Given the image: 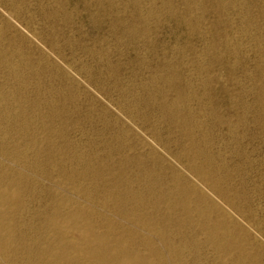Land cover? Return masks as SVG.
Wrapping results in <instances>:
<instances>
[{
    "label": "rangeland",
    "instance_id": "obj_1",
    "mask_svg": "<svg viewBox=\"0 0 264 264\" xmlns=\"http://www.w3.org/2000/svg\"><path fill=\"white\" fill-rule=\"evenodd\" d=\"M88 227L264 264V0H0V264H102Z\"/></svg>",
    "mask_w": 264,
    "mask_h": 264
},
{
    "label": "bare ground",
    "instance_id": "obj_2",
    "mask_svg": "<svg viewBox=\"0 0 264 264\" xmlns=\"http://www.w3.org/2000/svg\"><path fill=\"white\" fill-rule=\"evenodd\" d=\"M12 198H18V196H19V193H17V192H13L12 194ZM78 214V213H77ZM69 218V217H68ZM81 219V218H80ZM65 220V219H64ZM74 220H76V219H74ZM73 220V221H74ZM90 227H88V229H86V230H83V232H82V234H83V237H84V239H85V241H86V243H87V248L85 249V250H83V252H86V253H88L89 255H91V257L93 256V258H97L98 260H100L101 261V263L103 262V263H105V264H125V262H128V261H131L132 262V260L130 259V257H128V256H126L125 258H123V261H120V259H115L114 257H113V255H111V258H109L108 256H107V254L105 253V251H104V249L102 250V247H100L99 245L97 246V247H92L91 246V242H92V240H91V238H90ZM95 235V234H94ZM95 237V236H94ZM4 238V236H3V232H1V229H0V239H3ZM64 241V240H63ZM72 242V241H71ZM98 242V241H97ZM64 243V242H63ZM75 243V242H74ZM66 244V243H65ZM65 244H63V245H65ZM72 244V243H71ZM0 248L1 249H4L5 247H4V244H3V242L0 240ZM107 250V249H106ZM123 250H121V252H122ZM124 251H126V249H124ZM109 254V253H108ZM115 255V254H114ZM57 256H59V257H62L63 256V258H67L66 257V253H64V252H60ZM90 257V258H91ZM120 257V256H119ZM117 258V257H116ZM61 259V258H60ZM64 259V260H65ZM122 259V258H121ZM62 260V259H61ZM63 261V260H62ZM102 263V264H103Z\"/></svg>",
    "mask_w": 264,
    "mask_h": 264
}]
</instances>
